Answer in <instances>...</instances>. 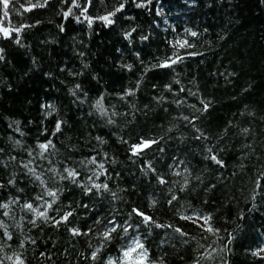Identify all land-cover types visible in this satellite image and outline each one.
I'll list each match as a JSON object with an SVG mask.
<instances>
[{"label":"trees","instance_id":"obj_1","mask_svg":"<svg viewBox=\"0 0 264 264\" xmlns=\"http://www.w3.org/2000/svg\"><path fill=\"white\" fill-rule=\"evenodd\" d=\"M195 2L152 0L146 9H137L129 0L126 11L135 20L118 17L116 25L107 28L98 21L88 28L72 18L63 20L62 16L57 15L61 7L59 0H49L47 8L27 13L19 10L17 4L0 23L9 27L32 24L36 20L41 23L22 31V47L0 39V47L5 49V61H0V147L5 149V154L0 158L7 160L9 152L16 156L17 161L10 164L8 171L15 170L19 174L22 170L17 164L22 158L27 162L24 149L35 145L41 121L43 126L51 129L59 118L65 123L62 133L53 138L57 153L51 159L60 161L71 156L73 160H79L88 155L92 147H100L117 161L112 167L120 176H113L112 187L120 196L137 203L144 202L146 191H155L158 198L162 197L158 189L147 183L139 171V164L132 163L126 157L124 148L117 143V136L127 137L129 133L157 134L160 133L158 126L169 127V122L178 111H183L185 115L193 111L187 105L177 109L176 105L166 102L161 106L152 99L154 95L161 94L164 83L171 82L175 77L184 87L198 90L200 98L211 101L212 106L197 122L211 140H194L192 130L185 129L180 122L178 130L174 129L170 134L173 138H165L162 144L165 152H151L147 158L153 161L157 169L164 171H169L166 165L172 162L173 154L184 159L194 170V175L201 176L203 183L193 181L194 187L182 195L196 209L205 207L213 211L215 224L233 233L234 239L229 245L231 252L221 253L223 243L218 242L213 245L217 248V252L213 253L215 259L202 261L201 264H222L221 256L227 258L230 264H264V261H254L246 255V249L264 243V200H260L254 210L248 211L252 207L248 201L252 180L264 170V0ZM12 3L15 0H10V7ZM98 11H103L98 2L89 9L93 15ZM60 24L64 25V32L59 31ZM129 26L137 27L134 34L137 39L131 45L121 35V29ZM186 28L200 34L197 38L188 37L194 45L189 51L202 55L186 58L175 66L174 72L166 69L147 72L136 95L120 101L115 93L134 85L143 71L140 60L148 63L154 56L170 53L166 39L177 34L184 35ZM140 34L147 35L148 40L140 42ZM135 52H139V60ZM124 64H132V70L121 67ZM69 70L80 74L69 75ZM231 73L234 75H229ZM77 83L81 85L79 99L69 92ZM153 84H157L159 90H154ZM101 93L104 94L103 102L109 113L114 110L127 114L115 117L116 125L106 124L105 118L92 107ZM164 95L171 100L167 93ZM187 103H196L200 107L193 97H187ZM43 104L55 105L57 114L45 118L46 109L41 107ZM113 105L114 109L111 107ZM145 105L148 107L145 108ZM165 107L169 109L167 113L163 110ZM249 112L253 115H248ZM243 128H248L249 132L243 133ZM20 132L24 135L21 136ZM182 134L185 137L183 140L179 139ZM96 136H102L107 143L98 145L94 139ZM217 137L224 139L221 141ZM39 138L44 139L42 136ZM14 140H20L21 145L15 146ZM205 143L216 147L227 167L218 169L203 159ZM4 174L0 170V175ZM25 184V178L21 175L18 187L24 188ZM209 184H216V188L205 191ZM31 188L32 185L28 184L22 196H30ZM120 189H128L131 195ZM3 195L14 196L16 192L12 190ZM64 196L73 200L81 198L78 192L73 195L70 191L65 192ZM203 201H207V205ZM114 203L123 207L119 202ZM10 210L15 220L19 221L23 215L19 208L10 205ZM241 214L243 219H238ZM156 216L163 223H176L171 212L163 208L157 211ZM0 220L9 225V231L16 238L6 242L10 247L0 239V246H3L0 259L5 254L11 256L19 253L27 264H78V252H85L89 243L93 247L98 245L95 237L70 238L63 228L39 231L23 221H20L21 227H16L13 219L2 215ZM179 223L189 233L188 237L172 240L165 236L171 230L158 229V236L153 233L148 238L150 254L164 259L165 264H193L199 252L207 255L212 251L207 247L212 238L202 240L200 231L193 225L183 221ZM221 235L226 233L222 232ZM25 237L36 239L37 244L33 246L26 240L25 247L20 248L16 241ZM184 239L189 243H183ZM165 240L167 243H163ZM197 241L205 248L200 249ZM118 247L116 242L107 245L103 249L105 256L115 258ZM40 251H47L51 259L39 257ZM69 252L71 255H68ZM4 264H12V261L5 260Z\"/></svg>","mask_w":264,"mask_h":264},{"label":"snow or ice","instance_id":"obj_2","mask_svg":"<svg viewBox=\"0 0 264 264\" xmlns=\"http://www.w3.org/2000/svg\"><path fill=\"white\" fill-rule=\"evenodd\" d=\"M97 2L99 8L103 11H98L95 15L90 14L89 9L95 6ZM130 2L137 9H146L152 3V0H130ZM128 3L129 0H70V2L69 0H59L61 7L57 15L62 16L65 21L72 18L78 24H86L88 28H92L97 21L107 28L115 26L118 17L128 21L135 20V17L129 15L126 11ZM17 4L19 10L27 13L34 9L47 8L49 0H35V2H32V0H23V2L15 0L11 7L10 0H0V12H2L0 20L7 18L9 12ZM159 14L160 12L157 11V15ZM40 23L41 21L36 20L32 24H21L18 27H9L0 23V39L11 41L22 47V31L35 27ZM58 28L61 32L65 31L63 24L58 25ZM135 33H137V27L135 26L121 29V35L128 41L129 45L137 39ZM183 33L184 35L177 34L171 39H166V44L171 49L170 53L154 56L148 63L140 60L143 71L134 85L126 87L120 93H115L120 101H125L126 98L136 95L140 90L143 75L147 72L161 69L174 72L175 66L183 63L186 58L202 55V53L189 51L194 45L188 37L197 38L200 34L189 28L184 29ZM138 39L140 42H144L148 40V36L140 34ZM4 52L5 49L0 47V61H5ZM80 55L82 56L83 53H80ZM134 55L139 60V52H135ZM121 67L131 71L133 65L124 64ZM79 74L69 70V75ZM229 75H234V73ZM174 85L178 87H174ZM152 88L159 90L157 84H153ZM80 89L81 85L77 83L74 88L69 89V92L79 99L78 92ZM164 93L171 96V100H168V96H165ZM84 95L86 96L87 93H84ZM187 97L195 98L200 107H197L196 103L188 104ZM152 99L161 106L167 102L176 105L177 109L187 105L188 108L193 110L187 115L183 111H178L177 115L172 117L174 122H169V127L158 126L160 133L152 135L129 133L127 137L124 135L117 136V143L124 148L126 157L132 163L139 164V171L146 178L147 183L158 189L163 194L162 197L158 198L155 191H146L143 198L144 202L137 203L130 198L125 200L120 196L112 187L113 176H120V173L115 172L112 167L117 161L100 147H92L89 154L79 160H73L71 156L60 161L51 159L50 157L57 153L53 138L62 133V125L65 123L57 118L54 127L51 129L43 126V121H41V128L35 145L24 149L27 153V162H24L22 158L17 164L22 170L19 174L15 170L8 171L10 164L17 161L16 156L11 155L9 152L7 153V160L0 158V170L5 173L0 175V210H2L0 215L13 219L16 227H21L20 221H23L39 231H43L45 228L54 230L63 228L70 238L85 237L91 239L95 237L98 240V245L93 247L89 243L85 252H78V264H165L164 259L153 257L150 254L147 247L148 238L153 233L158 236L159 232H156L158 229L171 230L170 233L166 232L165 236L172 240L188 237L189 233L180 225V221L191 224L199 230L202 240L207 241L212 238V242L207 245L212 251L207 255L204 252H199L193 260V264H201L202 261L215 259L213 253L217 252V248L213 245L218 242L223 243V248L220 249L221 253L231 252L229 245L234 239L233 233L227 232V229L215 224L213 211H209L205 207L196 209L182 195L194 187L193 181L203 183L201 176L194 175V170L185 160L178 158L175 154L171 157L172 162L166 165L169 171L157 169L153 161L147 158L151 152H165L162 144L166 137L168 139L173 138L170 134L173 133L174 129L178 130V123L180 122L183 123L185 129L190 128L192 130L194 140L209 142L211 137L198 127L197 122L208 112L212 106L211 101L200 98L198 90L193 91L191 88L184 87L181 85V81L175 79V77L171 82L164 83L161 94L159 96L154 95ZM103 101L104 94L101 93L92 107L102 118H105L106 124L116 125L115 117L127 115L114 110L109 113V109L105 107ZM81 103H83L82 100ZM41 107L46 109L45 118L57 114V109L53 104H43ZM111 107L115 108L114 105ZM147 107L145 105V108ZM163 110L166 113L169 111L167 107ZM241 114L243 115V113ZM248 115L251 116L253 113L249 112ZM16 131L19 132V129L17 128ZM241 131L247 134L249 129L243 128ZM20 135L23 136L24 133L20 132ZM113 135L116 134L113 133ZM41 136L44 137L43 140L39 138ZM184 138L183 134L179 137L181 140ZM9 139L11 140L12 137L10 136ZM94 139L101 146L107 143L102 136H96ZM217 139L222 141L224 137H217ZM13 144L20 146L21 141L14 140ZM69 151H72V148H69ZM220 151H223V149H220ZM203 153V159L217 166L218 169L227 167L214 145L209 146L208 143H205ZM4 154L5 149L0 147V157ZM106 164L109 166L106 167ZM21 175L24 176L26 181L24 188L18 187ZM171 177H178L179 179L173 180ZM28 184L32 185L31 195L22 196V194H25V188ZM215 188L216 184H209L204 190L208 191ZM12 190L16 192V195H8L7 197L3 195V193H10ZM69 191L73 195L78 192L81 198L73 200L65 197L64 193ZM120 191L131 195L128 189H120ZM132 192H135V185L132 187ZM260 200H264V170L252 180V188L248 197L252 207L248 211L254 210ZM181 201L185 202L182 203ZM114 202H119L123 207H118ZM207 203V201H203L204 205H207ZM10 205L17 206L20 212L23 213L19 221L15 220ZM160 208L165 209L166 212H171L176 223H163L158 220L156 213ZM238 219H243V214ZM225 222L228 221L225 220ZM222 232L226 235H221ZM0 239L8 247L10 245H7L6 242L16 239L14 234L9 231V225L4 220H0ZM192 239L195 240V237H192ZM26 240L33 246L37 244V240L31 237H25V239L16 242L20 248H24ZM225 241L227 243H224ZM113 242L119 245L117 255L115 258L112 256L106 257L103 249L107 245L113 244ZM163 243H167V240ZM183 243L188 244L189 241L184 239ZM197 244L200 249L205 248V245L200 244L199 241H197ZM2 248L3 246H0V250ZM68 255H71V253L69 252ZM246 255L251 256L254 261H264V243L246 249ZM39 257L45 260L51 259L47 251H40ZM180 259H183V257H180ZM5 260L12 261V264H27L23 255L19 253H13L11 256L5 254L0 259V264H4ZM221 260L222 264H230V261L224 256H221Z\"/></svg>","mask_w":264,"mask_h":264},{"label":"bare ground","instance_id":"obj_3","mask_svg":"<svg viewBox=\"0 0 264 264\" xmlns=\"http://www.w3.org/2000/svg\"><path fill=\"white\" fill-rule=\"evenodd\" d=\"M192 4L196 3L195 0H190Z\"/></svg>","mask_w":264,"mask_h":264}]
</instances>
